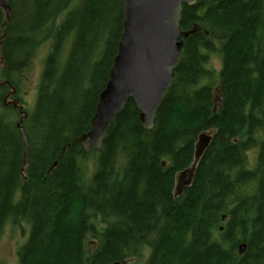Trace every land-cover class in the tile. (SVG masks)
Listing matches in <instances>:
<instances>
[{"label": "trees", "instance_id": "obj_1", "mask_svg": "<svg viewBox=\"0 0 264 264\" xmlns=\"http://www.w3.org/2000/svg\"><path fill=\"white\" fill-rule=\"evenodd\" d=\"M113 1L8 0L4 26L0 8V97L17 92L50 41L32 110L0 102V236L9 220L28 224L18 264H264V0L182 5V29L203 28L183 44L153 127H142L128 99L100 150L85 152L72 141L89 130L116 54L123 3L110 28ZM209 129L191 184L175 196L176 176Z\"/></svg>", "mask_w": 264, "mask_h": 264}, {"label": "water", "instance_id": "obj_2", "mask_svg": "<svg viewBox=\"0 0 264 264\" xmlns=\"http://www.w3.org/2000/svg\"><path fill=\"white\" fill-rule=\"evenodd\" d=\"M196 1L122 0L121 32L107 81L99 93L89 130L74 140L84 151L100 150L108 126L128 99L134 102L139 111L142 127L145 130L153 127L155 112L174 78L183 44L190 34L200 30L195 24L184 30L179 23L182 5H191ZM0 8L5 12L4 26L11 14L8 0H0ZM219 104L216 101L215 108ZM21 121L18 127L24 141L25 165L27 140ZM211 138L209 133L198 136L192 164L176 177L175 196L190 185L195 167ZM165 165L162 162V166ZM88 247L94 249L95 242L89 241ZM244 248L245 244H240L238 253L242 254Z\"/></svg>", "mask_w": 264, "mask_h": 264}, {"label": "rangeland", "instance_id": "obj_3", "mask_svg": "<svg viewBox=\"0 0 264 264\" xmlns=\"http://www.w3.org/2000/svg\"><path fill=\"white\" fill-rule=\"evenodd\" d=\"M112 6L114 8L112 9V13L110 14V22L108 23V25L110 28H116L118 21V0H114ZM60 21L61 16L58 17L55 24L58 25ZM49 47L50 41H46L42 46H40L36 50L31 61V67L27 68V70H25L24 73L20 75V84L19 89L16 90L17 92L12 94V92H10L11 88L6 89L4 93H2L3 95L0 97V102L2 99L6 98L4 100V104L6 103V105H11V102L13 103V101L16 100L15 103L22 108L23 112L28 113L32 110L35 104L37 87L43 69V63L45 57L47 56ZM67 48L68 46L66 47L65 52H67ZM92 51L93 50L91 49L90 53H87L89 59L92 55ZM2 64V60L0 59V68ZM207 66L211 67L215 72L218 71L220 62L216 54H212L209 56ZM2 82L4 81L0 79V84H2ZM12 106L14 107V104H12ZM14 108L18 109L17 107ZM19 117V115L18 117L16 116V121H18ZM93 159L94 156L89 155L84 160V165L87 166H85V171L87 172L88 176L91 170L93 169ZM254 162L255 150L253 149L248 152V166L254 165ZM28 233L29 226L24 221L15 222L9 220L5 224L2 234L0 236V264H18L17 250L19 246L25 242Z\"/></svg>", "mask_w": 264, "mask_h": 264}, {"label": "bare ground", "instance_id": "obj_4", "mask_svg": "<svg viewBox=\"0 0 264 264\" xmlns=\"http://www.w3.org/2000/svg\"><path fill=\"white\" fill-rule=\"evenodd\" d=\"M197 1H199V0H197ZM197 1H196V2H197ZM196 2H195V3H196ZM195 3H193V4H195ZM193 4H191V5H193ZM184 5H185V4H184ZM188 6H190V5H188ZM181 11H182V10H181ZM194 24H195V25H198V26L200 27V30L203 28V27H201V25H199L198 23H193L192 25H194ZM192 25H190L189 28L184 29V30H188V29H190V27H191ZM16 26H17V25H16ZM200 30H198V31H200ZM198 31H197V32H198ZM205 32L207 33V34H205V35L207 36V35H208V32H207V31H205ZM195 33H196V32H195ZM193 34H194V33H193ZM190 35H192V34H190ZM190 35H189V36H190ZM189 36H188V37H189ZM188 37H187V38H188ZM206 49H207V48H206ZM180 54H181V53H180ZM179 58H180V57H179ZM178 61H179V60H178ZM177 64H178V63H177ZM210 69H211V68H210ZM174 71H175V70H174ZM66 95H67V94H66ZM64 96H65V95H64ZM190 97H191V96H190ZM97 100H98V99H97ZM216 101H219V102H220V104H219V106H218L217 108H215V102H216ZM96 104H97V103H96ZM221 104H222V97H221V94L219 93V88L216 87V88H215V92H214V99H213V111H216V110L221 106ZM263 107H264V105H263ZM263 107H262V110H261L260 113H261V117H262V119L264 120V109H263ZM95 109H96V108H95ZM119 113H120V112H119ZM115 117H116V116H115ZM115 117H114V118H115ZM110 124H111V123H110ZM20 133H21V132H20ZM24 133H25V132H24ZM202 133H209V135H211V136L213 137V136L215 135V133H216V130H215V129H209V130H207V131H203V132H201L200 134H202ZM105 134H106V133H105ZM200 134H199V135H200ZM199 135H198V136H199ZM75 139H76V138H75ZM75 139H74V140H75ZM211 139H212V138H211ZM74 140L72 141V143H75ZM197 140H198V137H197ZM197 140H196V142H197ZM210 141H211V140H210ZM196 142H195V144H196ZM72 143H71V144H72ZM209 143H210V142H209ZM195 144H194V151H195ZM208 145H209V144H208ZM207 147H208V146H207ZM207 147H206V148H207ZM81 148H82V147H81ZM206 148H205V150H206ZM63 149H64V148H63ZM91 150H93V149H90L89 151H91ZM205 150L203 151V153L205 152ZM252 150H253V149H252ZM254 150H255V158H256L257 150H256V149H254ZM89 151H87V152H89ZM93 151H94V150H93ZM85 152H86V151H85ZM203 153H202V155H203ZM202 155H201V157H202ZM26 157H27V156H26ZM193 157H194V155H193ZM201 157H200V158H201ZM199 161H200V159H199ZM199 161H198V163H199ZM23 162H24V161H23ZM81 162H82V161H81ZM192 162H193V161H192ZM198 163H197V164H198ZM25 164H26V163H25ZM191 164H192V163H191ZM24 166H25V165L23 164V165H22V168H23ZM54 166H55V165H54ZM54 166H53V167H54ZM196 166H197V165H196ZM50 167H51V166H50ZM189 167H190V166H189ZM189 167H188V168H189ZM185 169H186V168H185ZM195 169H196V167H195ZM181 170H182V169H181ZM194 172H195V171H194ZM193 176H194V175H193ZM176 177H177V176H176ZM191 182H192V181H191ZM190 184H191V183H190ZM188 186H189V185H188ZM188 186H186V187H188ZM40 188H41V187H40ZM184 188H185V187H184ZM184 188H183V189H184ZM225 220H226V215H223V217H222V221L225 222ZM221 229H222V227H220V230H221ZM90 241H93V240H90ZM242 243L245 244L244 242H241L240 244H242ZM240 244H239V245H240ZM239 245H238V246H239ZM90 249H91V248H90ZM244 249H245V248H244ZM243 252H244V251H243ZM238 254H239V253H238ZM240 255H241V254H240ZM118 263H119V262H118ZM119 264H120V263H119Z\"/></svg>", "mask_w": 264, "mask_h": 264}, {"label": "flooded vegetation", "instance_id": "obj_5", "mask_svg": "<svg viewBox=\"0 0 264 264\" xmlns=\"http://www.w3.org/2000/svg\"><path fill=\"white\" fill-rule=\"evenodd\" d=\"M10 92H12V94H13V93L15 92V89H14V88L11 89ZM12 94H11V95H12ZM5 99H6V98H5ZM5 99H3V101H4ZM4 102H5V101H4ZM15 102H16V100H14L13 103L11 102V104H14Z\"/></svg>", "mask_w": 264, "mask_h": 264}]
</instances>
